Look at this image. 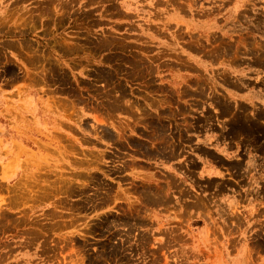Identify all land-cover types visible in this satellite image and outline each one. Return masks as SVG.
Masks as SVG:
<instances>
[{"label":"rangeland","instance_id":"obj_1","mask_svg":"<svg viewBox=\"0 0 264 264\" xmlns=\"http://www.w3.org/2000/svg\"><path fill=\"white\" fill-rule=\"evenodd\" d=\"M0 87V264H264V0H0Z\"/></svg>","mask_w":264,"mask_h":264},{"label":"crops","instance_id":"obj_2","mask_svg":"<svg viewBox=\"0 0 264 264\" xmlns=\"http://www.w3.org/2000/svg\"><path fill=\"white\" fill-rule=\"evenodd\" d=\"M229 11H233L234 10V6L230 5L229 6ZM18 92L17 88L15 87H11L10 89H8L7 93L9 94H16ZM6 94L4 92L1 91V87H0V134H11V121H8L9 119L5 116V111L8 107V101L6 100ZM251 95L250 92H246L244 94V97H249ZM16 105H22L23 103H21L19 100L16 101ZM27 107H29L28 111L23 115L26 118H34V120H36V122H39L41 124V126H44L43 123H45L47 120L46 119H41L42 117L39 116L40 114H37L35 116L32 117L31 112L34 111L33 107L30 106L29 102L24 103ZM38 117V119H37ZM31 121V119H30ZM31 124L34 126L36 125L35 123L33 124V122H31ZM40 127V126H39ZM229 160V159H227ZM232 161V160H229ZM215 171H219V169H215L211 166H207L204 168V173L205 174H210L213 175L214 177L218 178L219 175L218 174H214ZM221 172V171H220Z\"/></svg>","mask_w":264,"mask_h":264},{"label":"bare ground","instance_id":"obj_3","mask_svg":"<svg viewBox=\"0 0 264 264\" xmlns=\"http://www.w3.org/2000/svg\"><path fill=\"white\" fill-rule=\"evenodd\" d=\"M232 112V111H231ZM161 136V135H160Z\"/></svg>","mask_w":264,"mask_h":264}]
</instances>
